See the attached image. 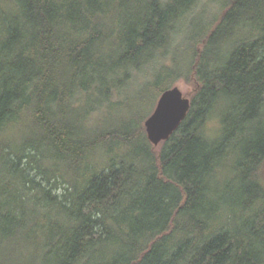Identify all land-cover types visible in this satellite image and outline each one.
<instances>
[{
  "label": "trees",
  "instance_id": "trees-1",
  "mask_svg": "<svg viewBox=\"0 0 264 264\" xmlns=\"http://www.w3.org/2000/svg\"><path fill=\"white\" fill-rule=\"evenodd\" d=\"M198 2L0 0V264H264V0L209 21ZM140 73L151 111L101 121ZM183 77L190 111L155 146L145 120Z\"/></svg>",
  "mask_w": 264,
  "mask_h": 264
},
{
  "label": "rangeland",
  "instance_id": "rangeland-1",
  "mask_svg": "<svg viewBox=\"0 0 264 264\" xmlns=\"http://www.w3.org/2000/svg\"><path fill=\"white\" fill-rule=\"evenodd\" d=\"M223 0H199V2L196 4L194 12L193 13H205L204 17H202L203 21L204 20H210L215 18L219 13L221 12L220 10V3ZM220 10V11H219ZM201 17L199 15L198 17L195 18H189V19H183L182 20V25L179 31L178 36L175 38V41L171 44V49H170V54L169 60L170 63L172 64L174 61L177 62H183L184 61V52H187L191 44L195 41V39L198 36L202 35V30L209 25V22H205L204 24L199 25V27H194L196 26L197 20ZM186 20V22H185ZM163 62H168V58H164ZM155 79V76L152 77L151 75H146L140 73V79L139 81L137 80V83H135V87L133 88H126L121 94V103L119 105L108 103L106 104V107L102 109V112L99 115V118L101 121H108L114 122L113 119L111 118L114 116V118H118L119 116H125L126 113L128 112L129 108L131 107L135 112L141 113L142 115H145L149 113L152 109V105L154 103V98L155 94L153 91V85L152 83L151 87H149V90L147 91V99L145 101H140L138 97L139 89L143 87L146 83V81H153ZM194 81H187L183 78L179 79L175 84L179 85L183 92L189 94L193 90V84ZM143 85V86H142ZM135 88V89H134ZM157 103V101H156ZM155 103V106H156ZM154 106V108H155ZM153 108V109H154ZM119 123V121H117ZM221 125V122L217 116H213L206 127V130L210 136H215L216 132L218 131L219 127ZM61 190L63 188H60ZM61 190L56 189V191Z\"/></svg>",
  "mask_w": 264,
  "mask_h": 264
},
{
  "label": "water",
  "instance_id": "water-1",
  "mask_svg": "<svg viewBox=\"0 0 264 264\" xmlns=\"http://www.w3.org/2000/svg\"><path fill=\"white\" fill-rule=\"evenodd\" d=\"M190 108L191 99L179 85L166 88L144 123L149 141L158 146L168 140L187 117Z\"/></svg>",
  "mask_w": 264,
  "mask_h": 264
}]
</instances>
